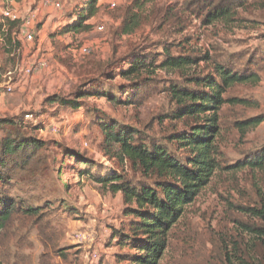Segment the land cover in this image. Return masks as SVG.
<instances>
[{"label":"rangeland","instance_id":"374dc122","mask_svg":"<svg viewBox=\"0 0 264 264\" xmlns=\"http://www.w3.org/2000/svg\"><path fill=\"white\" fill-rule=\"evenodd\" d=\"M47 1L42 7V0H0L3 29L8 25L2 18L5 9L21 18L39 9L32 43H24L16 27L11 31L13 43L20 42L19 53L11 56L0 35V87L13 85L11 95L0 99V119L17 122L26 137L42 142L36 153L45 156L41 171L9 183L7 196L41 207L47 222L41 231L30 221L15 223L2 242L3 264H128L121 257L133 251L119 240L130 218L123 215L121 195L98 180L114 174L136 181L141 177L116 146H106L102 125L136 131L143 142L163 144L182 161L190 152L176 140L191 123L174 118L169 86L180 88L192 77L213 75L216 65L256 75L258 81L234 85L222 96L246 104L222 105L217 168L168 233L158 264H264V251L247 231L257 222L247 210L264 202V169L242 166L264 149V122L240 128L264 116V7L248 0L232 9L229 19L212 20L207 14L224 3L99 0L90 28L73 35L60 31L84 0ZM53 3L60 4V12ZM131 17L130 33L123 34L124 21ZM83 47L88 54L80 53ZM165 51L199 62L184 70L157 69ZM206 55L209 60L202 61ZM148 56L156 62L149 73L122 75L134 59ZM38 61L46 68L29 77L19 74ZM51 96L76 99L81 107L50 103Z\"/></svg>","mask_w":264,"mask_h":264},{"label":"trees","instance_id":"16d2710c","mask_svg":"<svg viewBox=\"0 0 264 264\" xmlns=\"http://www.w3.org/2000/svg\"><path fill=\"white\" fill-rule=\"evenodd\" d=\"M98 1L84 0L83 8L76 15H70L67 26L65 27V24L61 26L66 30L63 28L60 33L71 32L75 35L86 32L90 28L89 21L97 13ZM246 1L248 0H202L201 6L214 2H217L216 5L224 3L223 8L215 7L207 17L212 20H225L231 17L232 9ZM252 3L260 8L264 7V0H252ZM132 18L124 21L123 34L130 33L129 24L134 23ZM2 27L3 25L0 26V35L7 39L8 53L14 56L20 51V42L13 43L11 31L16 27L18 35V24L9 23L6 29ZM150 58L148 56L146 60L134 59L129 69L122 75L130 77L140 75L141 71L148 72L156 63ZM208 60V55L202 57V61ZM198 62L199 60L194 57L171 56L165 51L156 68L164 71L184 70ZM190 80L189 84L180 88L169 86V96L176 109L174 118L186 124L191 123L188 132L181 133L176 140L184 151L190 152V156L183 157L182 161L163 144L147 140L143 142L136 131L117 125H102L106 146H116L121 158L126 160L132 169H136L141 177L136 181L114 174L98 180L111 193L121 195L123 215L130 218L127 234L119 240V245L131 246L130 251H133L121 257L122 261L128 264H158L166 250L168 233L181 218L184 207L208 185L217 168L215 157L218 156V152L215 139L220 130L219 112L222 105L246 104L244 101L223 100L222 96L230 87L258 81V77L252 74H239L225 66L216 65L213 75L192 77ZM48 102H56L60 106L75 110L81 107L76 99L66 100L59 96L49 97ZM263 122L264 116L251 118L244 121L240 128L241 130L255 128ZM20 129L17 122L0 119V132L3 133L0 137V249L4 236L9 234L15 223L30 221L38 231L47 225L41 207L25 205L7 196L9 183L17 178L28 180L34 178L46 163L45 156L36 154L43 149L42 142L26 137ZM244 165H248L252 170L264 169V149L242 166ZM247 212L258 222L248 227L247 231L258 240L264 251V202ZM0 264H3L1 254ZM240 264L255 263L240 261Z\"/></svg>","mask_w":264,"mask_h":264},{"label":"built area","instance_id":"2783aa9c","mask_svg":"<svg viewBox=\"0 0 264 264\" xmlns=\"http://www.w3.org/2000/svg\"><path fill=\"white\" fill-rule=\"evenodd\" d=\"M48 1L42 0V7L47 6ZM52 8L56 10V12L61 11L60 4L53 3L51 4ZM110 7H115L114 3L110 4ZM39 14V9H36L34 11H31L26 15L25 17L21 18V16L18 15L17 12L5 9L2 13V18L7 21V23H17L18 24V36L22 39L24 43L30 44L34 41V38L36 36V29L35 24L37 22V17ZM98 31H101L102 28H97ZM80 53L82 55H86L89 53V50L87 48H81ZM46 68V64L43 61H38L33 65L26 66L19 72L22 76L29 77L34 72L41 71ZM2 90L0 92V99L1 97L11 95L13 92V85L11 82H8L6 85H3V87H0ZM24 119H29L28 115L24 116ZM93 260V259H92Z\"/></svg>","mask_w":264,"mask_h":264}]
</instances>
